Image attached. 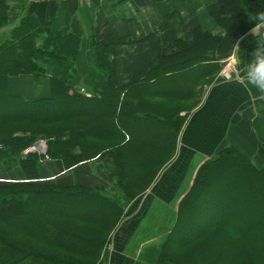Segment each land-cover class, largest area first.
Here are the masks:
<instances>
[{
  "label": "trees",
  "instance_id": "trees-1",
  "mask_svg": "<svg viewBox=\"0 0 264 264\" xmlns=\"http://www.w3.org/2000/svg\"><path fill=\"white\" fill-rule=\"evenodd\" d=\"M47 3L28 1L0 41V158L14 174L0 180V264H104L112 231L173 159L188 112L255 26L249 19L264 11V0H216L211 15L222 34L192 27L189 39L159 52L143 77L121 85L109 82L110 46L120 42L101 43L94 33L97 64L108 79L89 97L72 84L81 37L53 30V16L44 18ZM8 19L9 4L0 0V29ZM51 61L68 75L50 77L47 95L10 92V77H44ZM257 121L255 158L225 145L197 167L153 264H264V109ZM39 139L48 159L22 153ZM94 159L111 161L108 186L41 176L44 161L65 172Z\"/></svg>",
  "mask_w": 264,
  "mask_h": 264
},
{
  "label": "crops",
  "instance_id": "crops-1",
  "mask_svg": "<svg viewBox=\"0 0 264 264\" xmlns=\"http://www.w3.org/2000/svg\"><path fill=\"white\" fill-rule=\"evenodd\" d=\"M47 1L44 18L53 16L51 28L81 37L72 84L91 94L108 79L97 64L92 41L94 33L101 43H113L116 39L120 42L110 46L113 65L109 82L114 85L143 77L148 64L159 52H169L175 39H189L191 29L196 25L214 34L223 33L211 15L216 0H56L54 15L53 0ZM16 22L13 21L12 25ZM164 22L167 24L161 28ZM260 31L264 32V29ZM139 39L141 41H136ZM255 47L256 37L246 35L240 41V49H233L231 53L234 62L238 56L246 63ZM54 63L51 61L45 65L44 77H10V92L23 96L22 92H29L27 88L41 85L42 93L26 98L47 95L50 77L64 80L68 75L63 64ZM47 66L54 67L52 73L47 74ZM240 67L243 68V63ZM263 109L264 104L257 100L256 90L242 77L223 80L217 75L213 83L206 85L200 101L188 112L173 159L144 193L128 205L124 217L112 231L102 255L104 264H153L155 260L152 262L151 258L155 252L151 254L147 249L142 252L143 244L158 238L143 239L141 236L149 223L143 221L146 213L155 210L157 215L164 207H170L172 203L176 205L189 188L197 167L218 148L233 145L246 156L255 158L258 142L252 126H257L258 121L254 123L256 113ZM196 157L199 158L197 161ZM100 161L94 159L65 172H59L51 161H44L41 176L61 185L108 186L109 174L98 169Z\"/></svg>",
  "mask_w": 264,
  "mask_h": 264
},
{
  "label": "rangeland",
  "instance_id": "rangeland-1",
  "mask_svg": "<svg viewBox=\"0 0 264 264\" xmlns=\"http://www.w3.org/2000/svg\"><path fill=\"white\" fill-rule=\"evenodd\" d=\"M6 1L9 4V19H8L9 23L4 28L0 29V41L4 38V33L11 27L12 22L15 20L18 21L19 18L26 12L25 7L28 6V1H30V0H6ZM18 14H20V15H19L18 19H16ZM228 57H233V56H232V54H230L226 58H228ZM233 61H234V58H233ZM54 64H56V63H54ZM222 65H223V61H222ZM53 68L54 67H52V66L51 67L47 66V74L52 73ZM168 83H170V82H168ZM27 89L29 90L28 93L21 91L23 96L24 97H32V96H36V95H39L40 93H42L43 86H41V85L31 86L30 88H27ZM181 104H182V106H184L183 107L184 109H186V107L190 106L189 102H183ZM43 140H45V139H43ZM1 148H2V146H0V150H1ZM22 153H23V151H22ZM198 159L199 158L196 157L195 161H197ZM109 163L111 164L110 160L108 161L107 159H101V161L98 163V164H100V165H98V169H101V170L107 172V166L106 165ZM9 170L10 169H8V163L4 159L0 158V180H2V179L6 180L5 179L6 177H13L14 176V174L9 172ZM188 176L190 177V175H188ZM4 180H2V181H4ZM108 184H110V182ZM175 206L176 205L174 203H172L170 205V207H164V210L159 212L157 215H156L157 212H155V210L148 211L146 213L144 219H143V221L149 222L148 225H146L144 227L143 233L141 235V236H143V239L144 238L150 239L151 236H152V238L158 237V238L154 239V241H152V242L150 241L148 243H145V245L143 244L144 247L142 249V252L145 251V249H147L151 254L155 252V256L153 258H151L152 262L156 258V255H157L158 249H159L158 246L162 241V237H163L164 232L166 230H168V228L170 227L171 220L173 219V215H174V210H175L174 208H176ZM144 224H146V223L144 222ZM148 263L150 264L151 262H147L146 264H148Z\"/></svg>",
  "mask_w": 264,
  "mask_h": 264
},
{
  "label": "clouds",
  "instance_id": "clouds-1",
  "mask_svg": "<svg viewBox=\"0 0 264 264\" xmlns=\"http://www.w3.org/2000/svg\"><path fill=\"white\" fill-rule=\"evenodd\" d=\"M249 20L255 21V26L250 29L249 33L239 37L232 48L238 51L240 49V41L248 34L256 37V47L251 53V58L246 63L241 61L238 56L235 58L233 75L236 78L242 77L248 86L254 88L257 93V100L264 104V32L260 31L264 29V11L256 13ZM242 63L243 68L240 67ZM256 115H259V112Z\"/></svg>",
  "mask_w": 264,
  "mask_h": 264
},
{
  "label": "built area",
  "instance_id": "built-area-1",
  "mask_svg": "<svg viewBox=\"0 0 264 264\" xmlns=\"http://www.w3.org/2000/svg\"><path fill=\"white\" fill-rule=\"evenodd\" d=\"M235 68V63L233 61V57H228L223 60V65L220 70V77L222 79L228 80L234 77L233 70ZM79 91L85 96H90L89 92H86L83 88H80ZM31 152H37L39 154H44L45 158H48L46 155V143L44 140L40 139L35 144L28 146L23 150V154H28Z\"/></svg>",
  "mask_w": 264,
  "mask_h": 264
},
{
  "label": "water",
  "instance_id": "water-1",
  "mask_svg": "<svg viewBox=\"0 0 264 264\" xmlns=\"http://www.w3.org/2000/svg\"><path fill=\"white\" fill-rule=\"evenodd\" d=\"M41 65H43V62H40Z\"/></svg>",
  "mask_w": 264,
  "mask_h": 264
}]
</instances>
